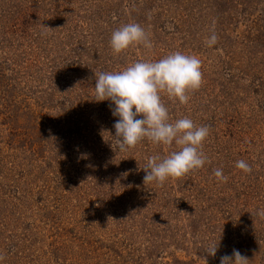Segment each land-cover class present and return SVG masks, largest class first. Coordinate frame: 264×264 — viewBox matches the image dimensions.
I'll return each mask as SVG.
<instances>
[{
  "label": "rangeland",
  "instance_id": "rangeland-1",
  "mask_svg": "<svg viewBox=\"0 0 264 264\" xmlns=\"http://www.w3.org/2000/svg\"><path fill=\"white\" fill-rule=\"evenodd\" d=\"M127 23L153 47L114 53ZM177 51L201 60L203 83L187 104L161 99L170 122L209 126L207 160L144 184L148 158L179 147L145 138L119 151L95 73ZM260 211L264 0H0V264H220L233 249L264 264Z\"/></svg>",
  "mask_w": 264,
  "mask_h": 264
},
{
  "label": "clouds",
  "instance_id": "clouds-1",
  "mask_svg": "<svg viewBox=\"0 0 264 264\" xmlns=\"http://www.w3.org/2000/svg\"><path fill=\"white\" fill-rule=\"evenodd\" d=\"M217 42L218 37L213 31L206 41L207 46L212 47ZM133 44L147 49L153 47L140 24L127 23L112 33L110 46L114 53L119 54ZM202 83L201 60L178 51L158 61L134 62L121 71L95 73V101H111L112 115L118 117L113 127L119 151H127L145 138L154 144L175 143L179 147L178 151L166 156L157 154L148 158L142 168L144 184L156 182L162 185L170 177H183L205 165L207 157L202 146L209 135V126H198L188 117L170 122L169 110L161 99V93H166L170 99L187 104L190 99L188 93L198 90ZM139 116L143 118L138 119ZM235 166L245 173L252 172L244 160L236 161ZM213 174L220 182L228 180L221 168L215 169ZM258 215L264 218V211ZM218 246L219 243H212L204 251L215 257ZM4 258L0 255V261ZM220 264H249V260L239 250L233 249L231 256L220 258Z\"/></svg>",
  "mask_w": 264,
  "mask_h": 264
}]
</instances>
